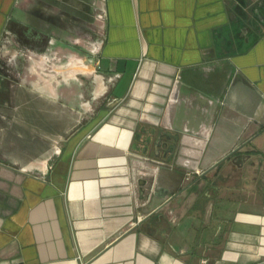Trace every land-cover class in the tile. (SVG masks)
<instances>
[{
  "label": "crops",
  "instance_id": "0c3cea01",
  "mask_svg": "<svg viewBox=\"0 0 264 264\" xmlns=\"http://www.w3.org/2000/svg\"><path fill=\"white\" fill-rule=\"evenodd\" d=\"M7 45L0 264H264V0H0Z\"/></svg>",
  "mask_w": 264,
  "mask_h": 264
},
{
  "label": "rangeland",
  "instance_id": "374dc122",
  "mask_svg": "<svg viewBox=\"0 0 264 264\" xmlns=\"http://www.w3.org/2000/svg\"><path fill=\"white\" fill-rule=\"evenodd\" d=\"M90 38H93V31L91 29V26L89 24H87L86 26H82L80 41L77 44H75V46L77 47L76 49L78 51V56L80 57V62H79L80 66L84 69L91 68V64H92L91 54L96 49L93 48L92 45H90L89 43L91 40ZM91 48H93L92 52L90 51ZM7 49H8L7 51H4L5 49H2L3 52L2 51L0 52V71L2 73L9 75L12 74L10 70L22 68V66L25 63V59L27 58L25 54H27V50L30 49L21 47L22 52L19 51L21 54L16 56L14 60H10L11 53L13 51H18V48H16L14 45H7Z\"/></svg>",
  "mask_w": 264,
  "mask_h": 264
},
{
  "label": "water",
  "instance_id": "95a60500",
  "mask_svg": "<svg viewBox=\"0 0 264 264\" xmlns=\"http://www.w3.org/2000/svg\"><path fill=\"white\" fill-rule=\"evenodd\" d=\"M140 183H141V184H144V182H143V181H140Z\"/></svg>",
  "mask_w": 264,
  "mask_h": 264
}]
</instances>
